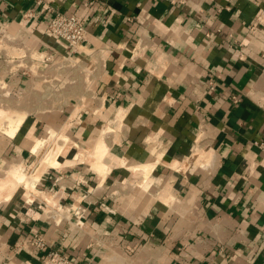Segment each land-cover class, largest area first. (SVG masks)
I'll return each mask as SVG.
<instances>
[{"label": "crops", "instance_id": "obj_1", "mask_svg": "<svg viewBox=\"0 0 264 264\" xmlns=\"http://www.w3.org/2000/svg\"><path fill=\"white\" fill-rule=\"evenodd\" d=\"M52 3L87 30L76 68L44 59L67 52L43 33L49 13L0 0L15 36L0 52V108L25 115L0 130V171L30 162L51 131L74 150L36 183L51 201L19 188L0 200V264H41L35 234L77 264H264V0ZM100 139L97 170L76 155ZM200 148L211 163L183 167Z\"/></svg>", "mask_w": 264, "mask_h": 264}, {"label": "bare ground", "instance_id": "obj_2", "mask_svg": "<svg viewBox=\"0 0 264 264\" xmlns=\"http://www.w3.org/2000/svg\"><path fill=\"white\" fill-rule=\"evenodd\" d=\"M24 116L25 115L22 112L0 108V123L2 124L3 120L5 118H8V120L6 119L7 125L5 124L6 128L4 129V131L8 133V135H12L15 132ZM67 140L68 138L65 134L51 131L50 135L46 139L40 141L38 140L32 146V151L34 152V154L38 155V158L37 161L31 163L26 172L24 171L23 166H21L20 164H11L12 166H9L10 168L7 171L5 177L0 178V200L8 199L17 188L21 187L24 190V195L21 196H24L27 199L40 197L43 199H47V201H51L52 199L48 195L44 194V192L42 193L36 188V183L39 180L41 174L47 168L55 167L60 164V162L57 160V156L64 149L65 145L67 144ZM106 149V145L104 144L103 140L100 139L95 144L92 151H85L83 148H80L78 151L77 159H79V161H88L89 163H91L89 164V166L92 165L91 167H94L97 170H101L103 169L102 166L104 165H102L100 159L106 152ZM211 161V151H206L200 148L192 151L191 155L189 157H186L182 166L188 167L190 164L195 165L197 163H200L202 166H206L210 164ZM103 162L105 161L103 160ZM177 164L178 162H174L172 163V166L177 167ZM151 165L139 164V167L143 168L146 176H148L152 167Z\"/></svg>", "mask_w": 264, "mask_h": 264}, {"label": "built area", "instance_id": "obj_3", "mask_svg": "<svg viewBox=\"0 0 264 264\" xmlns=\"http://www.w3.org/2000/svg\"><path fill=\"white\" fill-rule=\"evenodd\" d=\"M52 2L53 0H34V4L41 10V12L49 13L43 33L50 37L57 44L64 45L67 48V52L60 53L59 51H56L54 55L44 56V59L49 61L51 65L55 64L57 69L61 68L66 70L76 68L78 67V59H76L74 54L80 52L82 49L83 41L87 36V30L76 14L58 10L54 7ZM31 14L32 12L29 10L24 15L29 17ZM14 37L15 36L8 34L5 28H0V52H4L5 55L7 54L9 48L8 44H6V41H11L14 39ZM26 49L34 58L41 56L40 53H37V51L35 52L30 48ZM14 54H22L19 56H24L26 53H23V50H18ZM103 64L104 62L102 65ZM83 73L85 74V81L91 78V69L88 67L83 69ZM1 86L2 85L0 84V87ZM208 86L209 90H214L213 81H209ZM233 100L238 101V98L233 96ZM260 147L262 150H264L263 144H260ZM83 213L84 208L81 206H77L73 209L75 225L80 226L82 224ZM29 243L41 250V264H77L65 252L59 251L57 249H46V242L39 234H35Z\"/></svg>", "mask_w": 264, "mask_h": 264}, {"label": "rangeland", "instance_id": "obj_4", "mask_svg": "<svg viewBox=\"0 0 264 264\" xmlns=\"http://www.w3.org/2000/svg\"><path fill=\"white\" fill-rule=\"evenodd\" d=\"M71 75H72V73H71ZM5 117V116H4ZM119 118H120V115L118 116ZM8 120V118H5L4 120ZM4 120H3V122H2V124L0 123V130H4L5 128H6V126L4 127ZM6 120V121H7ZM67 144L65 145V147H64V149L62 150V152L60 153V154H65V152H69V154H68V157H70V155L72 154V152L74 151L73 149H72V147H71V145H72V143H71V141L68 139L67 141ZM80 149V148H79ZM79 151V150H78ZM59 154V155H60ZM58 155V156H59ZM77 155H78V152H77ZM77 155H76V158H77ZM36 156V157H35ZM58 156H57V160H58ZM37 158H38V156L37 155H33V157L30 159V162H28L27 164H24V165H22V164H20L19 162H17L18 164H20L21 166H23V168H24V171L26 172L27 171V169L29 168V166L31 165V163H34V161H37ZM79 158V157H78ZM59 161V160H58ZM70 160H66V162H69ZM60 162V161H59ZM7 174V172H1L0 171V178H4L5 177V175ZM18 191V193L19 194H22L23 192H24V190L21 188V187H19V189L17 190Z\"/></svg>", "mask_w": 264, "mask_h": 264}]
</instances>
